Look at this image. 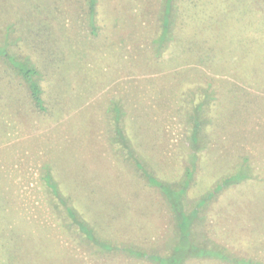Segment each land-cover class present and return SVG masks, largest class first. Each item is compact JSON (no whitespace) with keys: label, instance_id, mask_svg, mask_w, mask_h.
<instances>
[{"label":"rangeland","instance_id":"rangeland-1","mask_svg":"<svg viewBox=\"0 0 264 264\" xmlns=\"http://www.w3.org/2000/svg\"><path fill=\"white\" fill-rule=\"evenodd\" d=\"M88 18L87 0H0V264H158L173 252L177 264H264V0H97L95 28ZM24 61L45 111L14 68ZM203 76L218 94L194 155L179 106ZM191 91L197 106L203 88ZM116 116L141 171L112 137ZM242 158L252 178L225 184ZM184 189L203 210L193 245L168 202ZM197 244L227 260L195 258Z\"/></svg>","mask_w":264,"mask_h":264},{"label":"trees","instance_id":"trees-1","mask_svg":"<svg viewBox=\"0 0 264 264\" xmlns=\"http://www.w3.org/2000/svg\"><path fill=\"white\" fill-rule=\"evenodd\" d=\"M87 5H88L89 25L92 28H95V15H96L97 0H87ZM201 62L202 61H200V64ZM20 65L21 66H19L18 68L15 66L14 68L17 69L19 75L24 79V81L28 85L29 91L31 92V96L33 98V101L36 107L40 109V111H45L46 107L44 104L45 100L43 98V90L39 83V78L41 77L40 72L36 69L34 65L32 66L29 62L24 61L20 63ZM203 78L205 80L200 86L188 87V89L182 93L181 98H180V106H179L180 121H181V124L183 125L182 126L183 127V140L184 142H187V147L189 150H192L193 148H194V151L197 150L195 151L196 153H194V155L197 154L198 150H200L199 145L202 143H205V138L202 134H204L207 131V127L209 126L208 118H210V123L212 122V118L210 115H212L213 113V108L215 105V101L217 100V94H218L217 90L213 87L209 79L205 76H203ZM201 87L203 88L204 100L200 102L197 106H193L191 102L194 101V98L193 100L191 99V102L188 103L187 93H193L191 90L195 92L196 89H199ZM116 109L120 111V109L118 108ZM116 120H117V124L114 125L115 135L112 137H114L113 139L115 140L116 143H121L123 150L125 149L124 151L127 152V156H130L131 158L134 159L135 166L138 168V170L141 171L140 167H142L144 164L139 160V159H142V156H140L137 152L139 151V148L134 146V144L130 141L129 136H125L124 131H123V128H124L123 125L119 124L118 118ZM247 162H248V159L242 158V161L239 162V164L237 165V167L239 166L238 168L239 171L235 173V175L227 177L225 181L223 182L225 184H230L232 182L240 183L241 181L243 182L245 180L251 179L252 178V166L251 164H248ZM189 163L191 164L190 165L188 164L189 166L188 165L186 166L187 168H186L185 175L188 172V174L191 176V180H194L196 168H193V171L195 173H193L190 170L188 171V169H190L192 165V162L189 161ZM51 174H52L51 172L48 173V175L45 177V182L51 189L53 187L52 190L54 194H56L59 197L60 194L57 189V184ZM148 174L150 173L148 172ZM185 175H183V178L180 180L181 182L180 187L182 189L185 187V182L187 180ZM154 181L156 182L158 190L162 192L167 198V195L163 191H166V189L170 188L171 185H168V184L165 185L163 182L161 183L160 181H156V180ZM190 186L191 185H189L188 188ZM184 190H182L181 193L177 195L178 196L177 198L172 197L171 199H168L169 200L168 202L170 205V210H172V212L174 213L173 218L175 219V224L177 225L176 227L179 230L177 232L178 237L180 236L181 240L184 238L188 239L189 245L190 244L193 245L191 243L193 242L192 241V226L196 222V220L199 218V215L200 213H202L203 210H199L197 207L193 208L192 206L193 203H191L190 199H188V202H187L188 197L186 196V193H185L187 192V190L185 191ZM213 195H214V192H209L208 195L205 196L204 198L195 200L197 201L196 204L199 203L200 201L202 202V201H206L207 199L212 198ZM59 200L65 206V210L67 211L70 218H72V220L77 225V227L82 231L81 233L85 234L86 239H88V241H91V239L93 240L95 237L93 236L91 232V226H90L91 224L84 218L83 215L79 214L77 210H75L73 207H70L68 202L65 200L63 196L62 197L60 196ZM187 232L189 234L188 237L184 236V234ZM92 243L93 242L91 241V244ZM196 246H197L196 250L194 251L195 258L221 257L222 260H227V257L220 256L218 253H216L215 251L217 249H215L214 247L211 248V247H207L208 245L201 246L199 244H197ZM174 255H177V254L173 252L171 255L168 256V258L163 257L162 259H158L160 257H155L154 259L158 261L156 262L158 264H160V262L163 264H167V262H169V260L171 259L173 260L174 264H177V256L173 257ZM170 256L172 257L169 258ZM255 262L249 261V262H246L245 264H259L258 262L256 263Z\"/></svg>","mask_w":264,"mask_h":264}]
</instances>
